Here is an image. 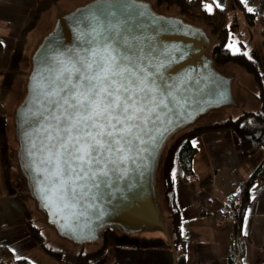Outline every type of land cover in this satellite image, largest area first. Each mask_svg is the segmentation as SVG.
Instances as JSON below:
<instances>
[{
  "label": "crops",
  "instance_id": "1",
  "mask_svg": "<svg viewBox=\"0 0 264 264\" xmlns=\"http://www.w3.org/2000/svg\"><path fill=\"white\" fill-rule=\"evenodd\" d=\"M57 1L0 0V114L4 116L0 120V254L31 264H74L73 258L56 259L36 245L24 225L26 220H33L32 213L25 208L27 199L11 183L19 170L14 112L25 93L31 55L45 35L46 29L38 30L37 25L44 21L48 30L52 28L59 14L52 12ZM204 8L217 14L214 22L219 14L224 16L226 46L234 53H247L256 61L264 85V0H205ZM245 12L251 14L250 21ZM206 54L211 59L210 52ZM213 68L228 81L232 112L226 117L259 108L256 83L244 67L228 62ZM6 74L9 77L4 78ZM193 144L196 147L193 177L185 181L179 164L176 162L173 167L175 202L180 210V232L184 239L183 262L176 263L168 239L155 234L151 238L161 239L164 245L116 243L93 264H228L230 250L236 252L231 225L228 221L216 224L214 217L224 210L233 190L244 182L247 199L240 223L238 264H264V176L252 178L257 170L264 171L261 165L264 150L260 148L244 158L239 139L231 129L201 133ZM158 189L161 192L160 175ZM161 212L168 214L164 202ZM168 222L170 226L169 218Z\"/></svg>",
  "mask_w": 264,
  "mask_h": 264
},
{
  "label": "water",
  "instance_id": "2",
  "mask_svg": "<svg viewBox=\"0 0 264 264\" xmlns=\"http://www.w3.org/2000/svg\"><path fill=\"white\" fill-rule=\"evenodd\" d=\"M115 13L126 24L124 39L143 57L141 67L149 80L171 88L178 104L153 127L141 150L104 183L89 185L87 195L69 200L58 187L49 163V108L47 92L63 67H71L96 46L93 17ZM203 30L185 21L155 12L139 0H94L56 17L53 28L34 49L25 93L15 109V150L31 198L57 233L75 243L98 237L101 229L115 227L124 233L160 229L165 232L155 192L154 172L167 137L191 122L208 107L230 103L228 81L213 68L206 54ZM174 86V87H172ZM177 90L178 93L177 94ZM150 127H152L150 125Z\"/></svg>",
  "mask_w": 264,
  "mask_h": 264
},
{
  "label": "snow or ice",
  "instance_id": "3",
  "mask_svg": "<svg viewBox=\"0 0 264 264\" xmlns=\"http://www.w3.org/2000/svg\"><path fill=\"white\" fill-rule=\"evenodd\" d=\"M93 20L96 46L61 68L46 94L51 174L69 200L86 196L98 180L104 183L141 150L146 136L154 139L153 127L173 111L169 105L179 103L171 88L149 80L115 13Z\"/></svg>",
  "mask_w": 264,
  "mask_h": 264
},
{
  "label": "trees",
  "instance_id": "4",
  "mask_svg": "<svg viewBox=\"0 0 264 264\" xmlns=\"http://www.w3.org/2000/svg\"><path fill=\"white\" fill-rule=\"evenodd\" d=\"M50 1L55 2L56 0ZM156 2L158 5L161 3L167 5L174 4L178 7L181 13L210 25L211 31L214 34V41L210 45L212 64L214 66H222L228 62H235L244 67V69L252 74L254 78L257 86L256 98L259 101V108L256 110H243L238 115L228 116L219 121L197 125L184 130L176 136L165 149L160 162L159 173L162 187L161 196L168 213L167 216L170 221V230L167 234L165 232H163V234H165V237L168 239V242L175 251V262L182 263L184 260V239H182L180 232V210L175 202L173 182L174 164L176 162L179 164L182 170L183 180L188 181L191 179L194 175L192 171V158L196 152L193 139L201 133L214 130L231 129L239 139L244 158L254 154L260 148L264 150V85L256 61L250 56L245 55V53H234L226 46L228 37L226 27L223 24L224 16L219 14V19L215 23L214 20L217 19V14L209 13L205 10V0H156ZM245 16L250 21L251 14L245 12ZM5 77H9V74H6L4 78ZM1 119L3 120L4 116L0 114V120ZM258 176H264V171L257 170V172L252 175V178ZM15 180L19 184L24 183L23 185L26 187V191H24L29 194L23 174L21 173V177H16ZM156 187L157 185L155 181V192ZM20 192L22 193L21 190ZM244 196L245 199H247V189L244 192ZM158 206L161 211L159 203ZM24 225L36 245L42 248L50 256L56 259H61L62 257H66L68 255V250L49 242L47 237L42 232V228L36 222L33 220H26ZM156 230L161 231L160 229ZM118 232L122 231L115 227H106L101 229L98 233L100 245L94 250L78 251L73 257V263L93 264L103 257L105 251L109 247L115 245L116 243H130L140 246L164 245V242H162L159 238H137L138 242H136L137 239L130 234L137 233L123 232V234L119 235ZM233 254H235V252L232 248L228 255V264H234L235 256H233ZM18 262L20 264H31L29 261L24 259L18 260Z\"/></svg>",
  "mask_w": 264,
  "mask_h": 264
},
{
  "label": "rangeland",
  "instance_id": "5",
  "mask_svg": "<svg viewBox=\"0 0 264 264\" xmlns=\"http://www.w3.org/2000/svg\"><path fill=\"white\" fill-rule=\"evenodd\" d=\"M92 1H94V0H58L56 2V5L54 6L52 12H55V13L58 12L59 13L58 16H59L61 14H66V13L74 10L75 8L86 5L87 3L92 2ZM139 1L147 2L148 4H150V6L152 7V9L155 12H160L161 14L170 16L174 19H179L181 21H185L187 23H190L194 26L201 28L203 30V32L205 33V36L207 37V42H210V45L214 41V39H213L214 34L211 31L210 26L208 24H206V23H204L198 19L191 18V17L181 13L179 11L178 7L175 6L174 4H168L167 5V4L161 3L158 5L156 0H139ZM47 24L48 23L41 21L37 25V27H39L38 30L40 28H42L43 30L46 29L45 35L53 28V26H52V28H50V30H48ZM46 31H48V32H46ZM234 46L235 45L232 44L230 48L233 49ZM206 51L210 52V46L207 47ZM230 103H227V104L225 103L222 105L206 108L203 112L198 114L191 122H189L186 125L176 129L167 137L165 143L163 144L162 148L159 151L158 162H157V166H156V169L154 172V179L156 181V185H157V180L159 179V175H160L159 174L160 162H161L162 157L164 155L165 149L169 145V143L176 136H178L180 133H182L184 130H187V129L194 127V126H197V125L211 123L212 121L214 122V121L222 120L224 117H226L227 114L232 112L231 108L229 106ZM15 146L17 147L16 143H15ZM17 175H18V177L19 176L21 177L20 169L18 170ZM11 183H12V185H14L17 188V191L18 190H19V192H20V190L22 191L21 194L23 195L24 198L27 199V202H26L27 205H25V208H28L29 212L32 213L33 221L36 222L42 228V231L46 235L49 242L52 243L53 245L61 246V247L68 249V255L66 256L65 259L73 258L77 254V252L80 250H83V251L94 250L100 245V239L98 237L95 239H92L90 241H87V242L75 243V242L69 240L68 238H65V237L59 235L57 233L56 229L54 228V226L46 220L43 212L40 210V208L37 207L35 201L31 199V196L29 194H27V192H25L26 187H25V185H23L24 183L19 184L18 182H16L14 177L11 178ZM156 195H157L156 199H157L159 205L161 206V203L163 205L161 192L159 189L157 191V187H156ZM162 223H163V226L166 229V231H169L170 226H168L169 222H168V218H167L166 214H162ZM119 234H123V232H119ZM155 234L161 235L165 239V234H163L162 231H157L155 229L142 230V231H139L137 234H130V235L133 236L135 239H137V238L138 239H144V238H149V237L151 238L153 236H156ZM138 239L136 240V242H138Z\"/></svg>",
  "mask_w": 264,
  "mask_h": 264
},
{
  "label": "built area",
  "instance_id": "6",
  "mask_svg": "<svg viewBox=\"0 0 264 264\" xmlns=\"http://www.w3.org/2000/svg\"><path fill=\"white\" fill-rule=\"evenodd\" d=\"M262 167H264V156L261 161ZM247 189L245 183L238 185L229 196L226 202L224 210L215 214L214 220L216 224H220L223 221L230 222L231 225V241L235 249L234 264H238L239 255V243L241 240L240 223L243 215L246 212V202L244 192ZM0 264H20L16 260L10 259L4 254H0Z\"/></svg>",
  "mask_w": 264,
  "mask_h": 264
},
{
  "label": "flooded vegetation",
  "instance_id": "7",
  "mask_svg": "<svg viewBox=\"0 0 264 264\" xmlns=\"http://www.w3.org/2000/svg\"><path fill=\"white\" fill-rule=\"evenodd\" d=\"M157 13H160V12H157ZM161 14V13H160Z\"/></svg>",
  "mask_w": 264,
  "mask_h": 264
}]
</instances>
